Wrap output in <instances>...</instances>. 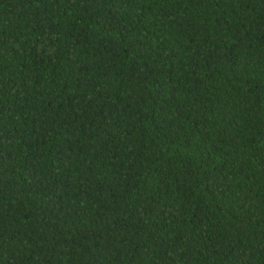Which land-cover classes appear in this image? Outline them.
<instances>
[{
	"label": "trees",
	"instance_id": "trees-1",
	"mask_svg": "<svg viewBox=\"0 0 264 264\" xmlns=\"http://www.w3.org/2000/svg\"><path fill=\"white\" fill-rule=\"evenodd\" d=\"M0 264H264V0H0Z\"/></svg>",
	"mask_w": 264,
	"mask_h": 264
}]
</instances>
